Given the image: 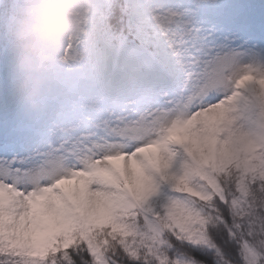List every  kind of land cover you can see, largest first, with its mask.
<instances>
[{"label":"snow or ice","instance_id":"obj_1","mask_svg":"<svg viewBox=\"0 0 264 264\" xmlns=\"http://www.w3.org/2000/svg\"><path fill=\"white\" fill-rule=\"evenodd\" d=\"M61 61L0 128V264H264V3L88 0Z\"/></svg>","mask_w":264,"mask_h":264},{"label":"clouds","instance_id":"obj_2","mask_svg":"<svg viewBox=\"0 0 264 264\" xmlns=\"http://www.w3.org/2000/svg\"><path fill=\"white\" fill-rule=\"evenodd\" d=\"M88 0H11L4 20L11 59V89L28 114L47 109L61 56L82 27Z\"/></svg>","mask_w":264,"mask_h":264},{"label":"rangeland","instance_id":"obj_3","mask_svg":"<svg viewBox=\"0 0 264 264\" xmlns=\"http://www.w3.org/2000/svg\"><path fill=\"white\" fill-rule=\"evenodd\" d=\"M11 0H0V128L5 121H25L28 113L20 106L11 89V59L8 49L4 20Z\"/></svg>","mask_w":264,"mask_h":264},{"label":"trees","instance_id":"obj_4","mask_svg":"<svg viewBox=\"0 0 264 264\" xmlns=\"http://www.w3.org/2000/svg\"><path fill=\"white\" fill-rule=\"evenodd\" d=\"M239 0H217V3L219 5H227V4H232V3H237ZM257 3H263L264 0H255Z\"/></svg>","mask_w":264,"mask_h":264}]
</instances>
